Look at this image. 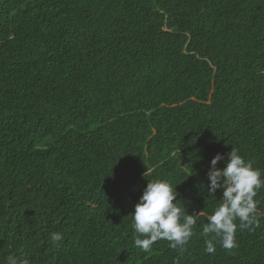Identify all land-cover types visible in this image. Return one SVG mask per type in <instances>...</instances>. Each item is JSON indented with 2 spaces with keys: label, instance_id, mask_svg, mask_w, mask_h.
Listing matches in <instances>:
<instances>
[{
  "label": "trees",
  "instance_id": "trees-1",
  "mask_svg": "<svg viewBox=\"0 0 264 264\" xmlns=\"http://www.w3.org/2000/svg\"><path fill=\"white\" fill-rule=\"evenodd\" d=\"M232 148L264 179V0H0V264H264V187L205 251ZM153 180L201 212L182 250L134 245Z\"/></svg>",
  "mask_w": 264,
  "mask_h": 264
},
{
  "label": "clouds",
  "instance_id": "clouds-1",
  "mask_svg": "<svg viewBox=\"0 0 264 264\" xmlns=\"http://www.w3.org/2000/svg\"><path fill=\"white\" fill-rule=\"evenodd\" d=\"M221 161H224V165L218 168L217 165ZM207 179L208 195L214 197L218 189L223 191L222 200L203 224L202 235L212 236L211 239H205V251H215L214 242L217 238L221 247L230 250L236 247L237 220L241 229L259 227L258 201L254 198L258 190L264 187V179L262 173L253 168L251 162L245 161L235 148L226 154L217 153L212 158L207 170ZM177 196L178 193L167 181L147 182L139 202L134 206V212L130 214L132 227L137 234L134 237L136 247L147 252L155 242L166 239L171 242V248L183 249L193 235V227L201 212L195 217L185 213ZM50 239L53 244H58L63 236L60 232H53ZM7 264L29 262L10 255Z\"/></svg>",
  "mask_w": 264,
  "mask_h": 264
}]
</instances>
